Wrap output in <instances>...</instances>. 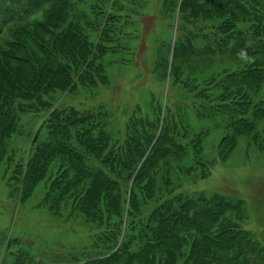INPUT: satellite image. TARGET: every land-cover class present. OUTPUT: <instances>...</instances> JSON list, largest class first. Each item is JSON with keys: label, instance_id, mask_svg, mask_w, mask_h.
<instances>
[{"label": "rangeland", "instance_id": "rangeland-1", "mask_svg": "<svg viewBox=\"0 0 264 264\" xmlns=\"http://www.w3.org/2000/svg\"><path fill=\"white\" fill-rule=\"evenodd\" d=\"M180 3L0 0V264H85L115 233L138 239L132 227L166 203L214 198L225 208L200 212L212 225L200 239L115 264H264V57L206 53L219 21L195 23ZM263 15L243 19L247 45L264 40ZM87 132L106 143L96 155L77 139ZM147 136L167 151L135 182L115 155Z\"/></svg>", "mask_w": 264, "mask_h": 264}, {"label": "trees", "instance_id": "trees-1", "mask_svg": "<svg viewBox=\"0 0 264 264\" xmlns=\"http://www.w3.org/2000/svg\"><path fill=\"white\" fill-rule=\"evenodd\" d=\"M263 1L264 0H181L179 9L190 12L193 20L196 21L195 23H200V20L207 21V23L219 21V26L216 30H213L214 32H212V38L210 40L208 39L210 44H208L205 48L206 53H233L235 57H242L248 48H254L256 56H260L262 54L264 57V40L262 41L260 37H258L256 39L258 40V43L247 45L243 40L244 32L241 30V27H243L242 21L243 19L248 18L252 6L257 10V14H264L260 8L261 6H264ZM229 27L237 28V30H233L232 28L230 31L226 30V28ZM193 37H196V35ZM203 39L205 40L204 36ZM211 43L214 44L216 48L214 45L211 46ZM179 46V44L175 45V55L178 52L177 47ZM182 47L183 46H180V48ZM184 49L186 52L191 51L189 41L184 44ZM248 54H250V51ZM188 57H193V55H189ZM11 62L14 63V61ZM4 80H6L9 87H11L13 83L15 85V80L10 77V75H5ZM84 81L88 83L90 82L89 79H84ZM91 118L92 117H88L85 120L88 121ZM60 128L61 127L57 125L56 132H52L51 135L53 136L58 134L60 137L62 135L61 138L63 141L64 138H67V136H65L67 134ZM62 128L66 129L64 127ZM86 136L87 138H83L82 136L77 137L84 154L96 155V153H99L98 150L103 148L102 145H106V143H103L102 140L93 139L94 136L89 135V132L86 133ZM154 140V136H147L143 143L134 142V144L129 143V145L123 147V149L118 148L119 156L115 155V158L120 157L125 160L126 169L129 171V174H135V182L145 173V171L150 169L152 165L165 156V152L167 151V148L164 145L166 143L165 138L158 137L155 141ZM62 144L63 143H61L60 146L64 148V145ZM69 150L72 151L71 149ZM42 157H46V153L44 151H42ZM77 159L79 163H84L83 160L81 161L79 158ZM31 174L34 173L32 172ZM221 200L222 199L220 198H214L213 201L210 200L209 204L214 205V207L209 205L206 201H201L206 209H199V211L196 209L197 203L192 199H185L183 201L177 200L176 202L171 201L166 203L163 208L152 212V214L149 215L147 222H144V225H142V223H137L136 226L134 225L132 227V230L135 229L138 231V234L140 235H138V239L134 237L131 238L128 234L126 236L124 235V237L119 240L120 235L115 233L114 237L109 238L112 248L108 245L106 247V249H108L107 252L99 254L98 259L85 264H115L121 261L130 263L134 258L148 255L150 254L149 252H152L155 249L172 248L175 244L181 242L182 238L186 237L187 234L185 233H191L193 236H197L194 232L204 231L202 227L206 226L205 229L212 228V225H210V227L205 225L206 222H208L207 219H211L210 217L202 216L206 221H204L205 224H199L196 222L201 221L199 219L202 218L200 217V212L206 211L207 209L211 213L210 215L216 216L215 220L218 219L222 214V209L225 208V203H222ZM131 205H133V202H130V206ZM132 214L133 211L130 209L127 215V219L130 221ZM132 222H130V224H132ZM197 237L200 239L201 236ZM224 237L225 236L219 237V235L215 237L203 235L202 241L205 242L204 245L207 250L213 252H221L222 250L233 252V256L228 258H230V261L235 262L241 255H244L245 250L242 248L241 241L239 245H236L232 237L230 238V241H227L226 237ZM134 245H136V250L132 251L131 249ZM107 255H109L107 258H102ZM89 257V255H85V260L90 259ZM248 261V258L245 259L244 264H249Z\"/></svg>", "mask_w": 264, "mask_h": 264}, {"label": "clouds", "instance_id": "clouds-1", "mask_svg": "<svg viewBox=\"0 0 264 264\" xmlns=\"http://www.w3.org/2000/svg\"><path fill=\"white\" fill-rule=\"evenodd\" d=\"M251 58H249V60H250Z\"/></svg>", "mask_w": 264, "mask_h": 264}]
</instances>
